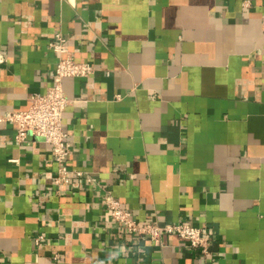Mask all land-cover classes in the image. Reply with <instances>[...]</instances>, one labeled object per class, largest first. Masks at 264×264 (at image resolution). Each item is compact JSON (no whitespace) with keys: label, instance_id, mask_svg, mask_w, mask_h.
Listing matches in <instances>:
<instances>
[{"label":"crops","instance_id":"1","mask_svg":"<svg viewBox=\"0 0 264 264\" xmlns=\"http://www.w3.org/2000/svg\"><path fill=\"white\" fill-rule=\"evenodd\" d=\"M62 33L95 73L68 77L71 171L0 120V264H264V0H0V114L53 84ZM210 227L216 254L117 227ZM44 236L40 243L36 237Z\"/></svg>","mask_w":264,"mask_h":264},{"label":"built area","instance_id":"2","mask_svg":"<svg viewBox=\"0 0 264 264\" xmlns=\"http://www.w3.org/2000/svg\"><path fill=\"white\" fill-rule=\"evenodd\" d=\"M49 46L59 55L53 75V84L45 93L31 95L28 109L0 114V120L17 124L16 138L19 143L26 142L29 136H35L51 145L54 160L58 165L54 179L57 187L70 184L74 175L88 182L98 183L90 172L71 171L69 160L72 151L68 142L69 134L64 128L65 111L71 103L64 89V79L68 77L88 78L95 73V68L91 63L78 62L70 55L67 39L62 33H59ZM5 62V55L0 52V66ZM105 204L117 227L136 235L139 240L147 238L161 244L165 236L177 235L187 241L205 259L217 253L216 241L210 227H201L185 221L165 222L156 219L140 222L135 219L131 209L124 206L110 192L105 195ZM43 238L44 236L36 237V242L40 243Z\"/></svg>","mask_w":264,"mask_h":264}]
</instances>
